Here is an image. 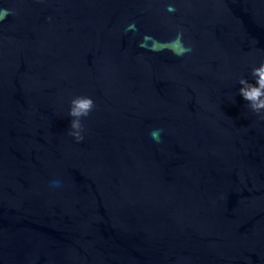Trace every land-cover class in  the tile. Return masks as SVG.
Segmentation results:
<instances>
[{
    "label": "water",
    "instance_id": "obj_1",
    "mask_svg": "<svg viewBox=\"0 0 264 264\" xmlns=\"http://www.w3.org/2000/svg\"><path fill=\"white\" fill-rule=\"evenodd\" d=\"M0 9V264H264V0Z\"/></svg>",
    "mask_w": 264,
    "mask_h": 264
},
{
    "label": "clouds",
    "instance_id": "obj_2",
    "mask_svg": "<svg viewBox=\"0 0 264 264\" xmlns=\"http://www.w3.org/2000/svg\"><path fill=\"white\" fill-rule=\"evenodd\" d=\"M173 5H169L167 11H174ZM0 20L7 18L9 12L7 9H0ZM168 50L174 55L182 56L191 51V46H186L183 42V33L178 32L173 40L168 42ZM255 83L249 82L246 78H240L238 83L242 86L239 89V94L246 100L248 107L253 113L257 114L260 119L264 120V62L259 67H254L251 71ZM94 101L88 96H76L70 102L68 115L70 120L69 135L74 137L77 142L84 139L82 118L88 117L94 108ZM162 129L153 130L150 135L157 142H160V133ZM59 184L58 181L53 182Z\"/></svg>",
    "mask_w": 264,
    "mask_h": 264
}]
</instances>
